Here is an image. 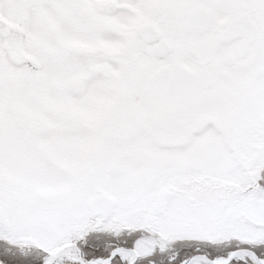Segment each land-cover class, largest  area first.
I'll use <instances>...</instances> for the list:
<instances>
[{
    "label": "snow or ice",
    "instance_id": "obj_1",
    "mask_svg": "<svg viewBox=\"0 0 264 264\" xmlns=\"http://www.w3.org/2000/svg\"><path fill=\"white\" fill-rule=\"evenodd\" d=\"M0 264H264V0H0Z\"/></svg>",
    "mask_w": 264,
    "mask_h": 264
}]
</instances>
